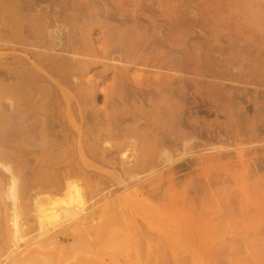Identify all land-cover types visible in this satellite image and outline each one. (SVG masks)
I'll return each instance as SVG.
<instances>
[{"label":"rangeland","instance_id":"rangeland-1","mask_svg":"<svg viewBox=\"0 0 264 264\" xmlns=\"http://www.w3.org/2000/svg\"><path fill=\"white\" fill-rule=\"evenodd\" d=\"M39 2L33 0H0V36L2 34V38H0V80L2 81L0 82V154L2 153L0 155V170L2 171H0V175L2 176L0 177L13 175L17 190L19 189L18 192L21 189L26 192L25 194L21 190L22 194L26 196V204L24 209L18 208L22 211L18 210L17 213V231H13L11 225H8V231L3 227L5 224H3V206L0 208V238L2 239L0 240V264H251L252 246L261 243L263 234L258 229L252 230L251 228V225L259 221L254 220L252 224L251 191H245L240 185V180L231 182L232 185L226 181L229 179V174L225 175L226 172L222 171L223 173H221L219 169L213 168L206 170L207 172L196 174L180 171L172 174L171 178L173 179L171 181L166 177L168 180L163 179V182L148 185L150 179L158 178L161 180V176H165L168 169L163 168L164 166H148L151 169L147 168L144 172L128 176V174L121 172L112 160L101 157L95 158L93 147L99 149L96 150L99 153L102 150L106 151L109 156L115 154L120 161L134 160L135 157L133 156H136L143 148L145 149L143 145L147 144L152 147L155 139L165 138L168 133L177 128L179 118L185 116V120L189 117L188 122L186 121L187 124H193L197 118L199 125L205 124L206 127L211 125L212 128L221 129L222 134L225 129L229 131L230 129L231 131L237 129L233 131L234 135L239 130L240 136L238 133L234 136L230 131L234 137L233 140L222 136V140L216 145L214 144L219 148V146H230L232 142H236L234 147L230 146V149L226 151L234 154L233 156H235V151L238 154L239 152L244 153L246 150L248 153V156L245 155L242 161L247 162L249 166L243 165V162L241 164L237 158H234V160L236 159V167L233 171H235L236 178L242 180L245 176L251 175L254 163L251 161V157L254 156L251 154L252 151L255 152L258 149L257 153L259 154L256 153L255 156L263 158L262 165H264V152H262V150L264 151V138L259 140L260 137H264V78L262 77V72L264 73V0H40ZM38 8L49 11V17L45 19L47 26L56 27L57 18L61 17V31L68 41L70 40V52L73 50L72 53L63 54L62 57L55 60L56 62L51 64V70L48 67L49 61L46 60L48 50L45 38H43L44 40L31 38V31L27 28L34 23L35 10ZM6 9L8 12L14 13L15 10L18 12L8 16L10 13H7ZM99 9L100 12H98ZM252 16L257 17V19L254 20ZM247 18L249 21L251 20V23L248 22ZM245 19L251 25L250 32L245 28L246 22H243L246 21ZM81 26L84 31L80 29ZM109 27L113 31L112 35H110L111 31L108 30ZM118 27H121L120 31H117ZM44 32L45 30L41 29L38 36L41 37ZM120 34L124 37V40L120 37L123 41L122 44L118 40ZM248 34L251 35L249 39L246 37ZM113 35L117 40L113 38ZM105 36L113 40V47L116 41L118 48L124 45L122 49H119L122 50L121 53L118 50L115 54L111 52V49H108L110 50L108 53L112 54H109L110 58L115 56L113 59L108 58L111 60V64L109 60L102 59L104 58L102 55L105 58L108 55V53L103 54L105 50L101 46L107 40ZM28 40L31 44H27ZM108 41L110 42V40ZM85 42L87 46H85ZM109 42L107 43L112 48ZM149 44L152 45H150L151 48L160 50V53L171 54L170 56H174L173 58H186L191 68L185 73L169 72L173 79L177 77V80L174 79L175 82H173L177 88L182 85L181 81L184 80L182 81L184 82L183 85L185 84V88H188L185 89L188 92L185 96L188 98H183L186 99L185 102L183 99L181 100L180 108H176L172 112L170 126L166 124V127L161 122L166 120V117L155 116L156 112L151 113L153 106L148 103L150 101H146V98L151 99L152 95L154 93L156 95L159 91L153 85L137 87L132 82H125L126 84L124 83L123 86L118 83L116 88L119 87V89H115L118 94H116L117 91L114 92V87H112V83L117 84L115 80L113 82L111 79L114 78L113 74L116 70L114 66L118 70L125 65L131 66L124 61L121 62L122 57L119 58L120 56H129L125 50L131 51L132 46L144 47ZM82 46L86 48V51L79 49ZM219 47L220 50L217 49ZM90 49L92 50L88 51ZM81 50L87 56L81 54ZM88 52L90 53L87 54ZM123 52L124 55H122ZM33 53L37 54L34 55L35 58H33ZM36 59L37 61H35ZM83 61L94 62L91 66L89 63L87 69H83ZM101 62L104 63L103 66ZM105 64L109 67L112 65V67H106ZM229 66L234 67L232 68L234 70ZM152 71L154 69L138 66L132 67L130 74L133 78H138L142 74L149 75ZM155 71L168 72L166 70ZM90 72H93L96 77ZM75 74L78 75L76 78H74ZM97 74H100L99 78H97ZM104 74L105 76H103ZM219 74L226 78L215 79L214 76ZM76 83L80 87H77ZM180 83L181 85H179ZM92 85H95V89ZM200 87L203 91L207 88H214L220 92L226 90L223 91L224 96L225 94L226 96L221 97L220 100L218 96L214 97L208 93L201 97L196 90H200ZM77 88L79 89L77 90ZM139 88L144 89V91L140 89V93L134 94L136 93L134 91ZM132 89L136 90L133 91ZM20 93L22 94L19 95ZM112 94L119 96L122 94V96L118 98L119 96L114 97ZM22 95L23 99L20 98ZM138 95L145 104L139 103ZM42 96L44 97L42 98ZM136 98L139 100L137 101ZM230 98L232 99L230 100ZM224 99L225 102L229 101L225 103ZM12 100L15 102L21 100L22 102L14 103ZM38 100L40 101L38 102ZM232 100L235 105L237 104L235 106L237 108L234 107V113L239 114L237 109L242 110L240 114L241 117L243 116V120L238 117L240 115H235L232 110V113L229 110L227 112L226 109L230 108ZM43 102H46V105ZM186 102L188 106L185 105ZM234 103L231 106L232 109H234ZM38 104L39 106L43 105L46 112L42 111L44 109L40 108ZM200 104L201 111L197 115L193 114V110H187L186 115L180 114L181 117L178 115L182 109L185 110L186 106H200ZM30 105L33 106V109L36 107V110H31ZM83 105L86 107H82ZM213 105L214 107H212ZM15 110L17 113L14 112ZM142 110L149 111L154 115V117L150 116L153 117L150 119L151 121L142 118ZM43 115L47 116V120ZM256 115H259L258 119ZM40 116H43L44 120H41L43 118ZM97 116L99 117L98 120ZM25 117L27 118L25 119ZM177 117L179 118L177 119ZM23 118L24 120H22ZM248 118L250 119L248 120ZM235 120L238 121L239 129L237 123L234 124ZM92 121L96 125H92L90 123ZM156 123L158 126L155 125ZM109 128L111 130L109 136L105 137ZM38 131H41L43 135L38 134ZM183 131L189 130L184 128ZM243 132L247 134L245 135ZM251 132L257 136L256 144L247 142L251 138ZM257 134H261L260 137ZM77 138H79V142ZM89 138L101 140L92 147L89 144ZM85 139L87 140L85 141ZM242 139L244 140L242 141ZM203 143L200 142L199 144ZM78 144L81 147L79 149ZM120 144H122L123 155L116 153L118 150L116 146ZM214 145L196 147L191 149L188 154L182 153L178 160L170 164V167L182 165L194 156H200L199 153L205 152L204 149ZM85 148L89 149L86 150ZM17 149L21 150V154H19V150L16 151ZM2 150L6 153L4 154ZM79 150L82 151V154ZM248 150L251 155H249ZM226 151L224 150V152ZM15 152L21 156L18 160L17 157L19 156L15 155ZM125 155L126 158L130 157L126 159ZM247 157L248 160H246ZM19 160H23L21 164H18L17 161ZM240 166L247 168L244 169L245 167L241 168ZM237 167L241 168H239L241 173L236 171L238 170ZM263 172L264 170L262 171L264 175ZM203 173L208 177L215 175L216 181L213 182L214 178L208 180L211 177L208 178ZM220 173L222 175H219ZM222 178L226 179L225 183H220ZM167 181L170 182L167 183ZM208 184L213 185L210 187ZM70 195H77L74 200L75 203L70 202ZM230 195L232 196L230 197ZM263 196L264 193L257 198L259 200H256V203L263 205L264 212ZM45 197L47 203L42 202L43 208L56 209L60 212V216L58 220L41 226L37 218L36 202ZM79 199L82 200L81 203ZM6 203L8 202L6 201ZM262 221L264 222V217ZM258 233L261 237H257Z\"/></svg>","mask_w":264,"mask_h":264},{"label":"bare ground","instance_id":"bare-ground-1","mask_svg":"<svg viewBox=\"0 0 264 264\" xmlns=\"http://www.w3.org/2000/svg\"><path fill=\"white\" fill-rule=\"evenodd\" d=\"M20 1H22V0H20ZM33 1H38V3H40L39 1L40 0H33ZM99 1V0H98ZM107 1V0H106ZM50 2V1H49ZM5 3V2H4ZM12 3H14V2H12ZM37 3V4H38ZM91 3V2H90ZM15 4V3H14ZM51 4V3H50ZM2 5H3V3H2ZM7 5V4H6ZM25 5V4H24ZM26 5H28V4H26ZM87 5H88V3H87ZM98 5V4H97ZM30 6V5H29ZM32 6H33V4H32ZM93 6V5H92ZM9 7V6H8ZM35 7H37V6H35ZM68 7V6H67ZM87 7V6H86ZM99 7H101V6H99ZM12 8V7H11ZM41 8H42V6H41ZM41 8H38V9H36L35 11H36V17L34 18V23L32 24V25H29V26H27V28L29 29V31H31V38L33 37V39H34V37L35 38H40V39H43V38H45V41H46V48H47V50H48V52H46V60H48L49 61V63H48V67L50 68V70H51V64L54 62H56L55 60H57L59 57H62V55L63 54H70V53H72L73 52V50H71L72 52H70V44H69V41H68V39H67V37L63 34V32L61 31V25H60V19H61V17H58L57 18V26L56 27H54V26H51V25H49V26H47V24L45 23V19L46 18H48L49 17V11H45V10H43V9H41ZM48 8V7H47ZM28 9V8H27ZM107 9V8H106ZM105 9V10H106ZM48 10V9H47ZM51 10V9H50ZM6 11H7V9H6ZM13 11V10H12ZM16 12H18L17 10H15ZM103 11V13H104V10H102ZM16 12H8L7 11V13H10V14H8V16L9 15H11V13L12 14H15ZM28 12V11H27ZM86 12V11H85ZM98 12H100V9L98 10ZM108 12V11H107ZM107 12H105V14H107L108 15V13ZM4 13V12H3ZM26 13V12H25ZM55 14H58L57 12H54ZM73 13V12H72ZM96 13V12H95ZM24 14V13H23ZM77 14V13H76ZM75 14V15H76ZM29 15V14H28ZM92 15V14H91ZM21 16V15H20ZM30 16V15H29ZM255 16V15H254ZM76 17V16H75ZM78 17H80V16H78ZM253 17V16H252ZM9 18V17H8ZM11 18V17H10ZM20 18V17H19ZM89 18H90V16H89ZM254 18V17H253ZM256 19H257V17H255ZM255 18H254V20H255ZM248 19V22L249 23H251L250 21H249V18H247ZM21 20V19H20ZM246 20V19H245ZM12 21V20H11ZM43 21V22H42ZM85 21H87V20H85ZM98 21V20H97ZM257 21V20H256ZM88 22V21H87ZM243 22H246L245 23V28L249 31L250 29H251V25L250 24H248V22H247V20L246 21H243ZM260 22V21H259ZM76 23H78V22H76ZM30 24V23H29ZM90 24V23H89ZM92 24V23H91ZM104 24H105V22H104ZM110 24V23H109ZM261 24V23H260ZM123 25V24H122ZM262 25V24H261ZM92 26V25H91ZM7 27V26H6ZM17 27V26H16ZM80 27V26H79ZM88 27V26H87ZM117 27V26H116ZM20 28V27H19ZM84 28V27H83ZM99 28H102L101 26H99ZM110 28V27H109ZM121 28V27H120ZM119 27H118V29H117V31H120L121 29H120ZM259 28V27H258ZM41 29H44L45 30V32L41 35V37H39L38 36V32L40 31ZM81 30H82V26H81V28H80ZM103 30H105L104 28H102ZM113 29V28H112ZM120 29V30H119ZM16 30V29H15ZM108 30H110L111 31V28L110 29H108ZM82 31H84V30H82ZM106 31V30H105ZM260 31H261V29H260ZM17 32V31H16ZM104 32V31H103ZM112 32L113 31H111V33H110V35H112ZM128 32V31H127ZM132 32H134V31H132ZM250 32V31H249ZM100 33V32H99ZM107 34H109L108 32H106ZM120 33V32H119ZM135 33H136V31H135ZM264 33V32H263ZM81 34V33H80ZM115 34V33H114ZM250 34V33H249ZM248 34V36H246V37H248V39L249 38H251V35H249ZM85 35H87V34H85ZM122 34H120V36H118V40H120V44H122L123 43V41H121V39L122 40H124V37H122L121 36ZM247 35V34H246ZM101 36V35H100ZM126 36V35H125ZM86 37V36H85ZM99 37V36H98ZM103 37V39H104V36H102ZM106 37V36H105ZM108 37V36H107ZM106 37V41L107 42H109L108 40H110V42L109 43H111V45H112V43H113V40H111V39H109V37L107 38ZM120 37H122L121 39H120ZM127 37V36H126ZM125 37V38H126ZM260 37H262V36H260ZM0 38H2V34H1V36H0ZM86 38H88V37H86ZM113 38H115L114 37V35H113ZM5 40V39H4ZM30 40V39H29ZM29 40H28V43L27 44H31V42H29ZM44 40V39H43ZM87 40V39H86ZM102 40V39H101ZM115 40H117L116 38H115ZM251 40V39H250ZM3 41V40H2ZM38 41V40H37ZM41 41V40H40ZM75 41V40H74ZM77 41V40H76ZM91 41H92V39H91ZM104 41V40H103ZM105 41V42H106ZM112 41V42H111ZM263 41V40H262ZM87 42V41H86ZM84 43L85 44V46H87L86 44L87 43ZM89 42V41H88ZM103 42L104 44H102L101 46L103 47V49L105 50L104 52H103V54H105L106 55V53H108V51H110V50H108V49H111V52L112 53H115L116 54V51H118L119 49H122L123 47H124V45H122L121 46V48H120V46H119V48L117 47V41H116V43L114 44V47H113V45L111 46L112 48H110L109 47V45H108V43L106 42ZM3 43V42H2ZM17 43V42H16ZM79 43H80V41H79ZM78 43V44H79ZM95 43V42H94ZM263 43H264V41H263ZM262 43V44H263ZM18 44V43H17ZM73 44H74V42H73ZM80 44H82L83 45V43L81 42ZM79 44V45H80ZM98 44V43H97ZM105 44H107L106 46H103V45H105ZM192 44V43H191ZM76 45H77V43H76ZM91 45V44H90ZM115 45H116V47H115ZM126 45V44H125ZM151 44H149V45H146V46H144V47H136V46H132V49H131V51L129 50V49H126L125 51V53H127V55H129V56H120L119 58H121V62L122 61H124L126 64H130L131 66H127V65H125V66H122V67H118L119 68V70L117 69V67L116 66H114V68L116 69L115 70V73L113 74V76H114V78L112 77L111 79H112V81L113 80H115L116 82H117V84H114V83H112L113 84V86L112 87H114V92H116L115 91V89H119V87H117L116 88V86L118 85V83H119V85H121V86H123V85H125L126 83L125 82H132L134 85H136L137 87L138 86H140V85H144V86H146V87H148L149 85H153L157 90H159L158 91V93H156V95H155V93H154V95H152V97H151V99H149V98H146L145 100L146 101H150V102H148V103H151V105L153 106V107H151V110L152 111H150L151 113H155L156 115L155 116H157V115H159V117L160 116H163V117H166V120H163V121H161L163 124H165V127H166V124H167V126H170V123H171V116H172V112H174L175 111V109L176 108H180V106H181V104H180V102H181V100L184 98V97H186V99L188 98L187 96H185L188 92L185 90L186 88H185V84L183 85V83L184 82H182V81H184V80H182L181 81V83H182V85H181V83L179 84V85H181V86H179V88H177L176 87V85H174L173 84V82H175L174 81V79H175V77H174V79H173V76H172V74H170L169 72H171V73H185V72H187V71H189L188 69L190 68L189 66V64H188V62H187V59L186 58H182V59H178V57L177 58H173L174 56H170L171 54H168V53H166V52H163V53H160L159 51H157L156 49H153V48H151V46H150ZM190 45V44H189ZM72 46H74V45H72ZM72 46H71V48H72ZM78 46V45H77ZM77 46H75V47H77ZM107 46H108V48H107ZM17 47V46H16ZM32 47V46H31ZM39 47H41V46H39ZM81 47V46H80ZM102 47H100V48H102ZM104 47H106V48H104ZM133 47H134V49H133ZM24 48V47H23ZM33 48V47H32ZM114 48V49H113ZM129 48V47H128ZM131 48V47H130ZM1 49V48H0ZM12 49V48H11ZM13 49H15L14 47H13ZM31 49V48H30ZM39 49V48H38ZM42 49V48H41ZM73 49V48H72ZM79 49H85V51H86V48L85 47H83L82 46V48H79ZM78 49V50H79ZM87 49H88V47H87ZM116 49V50H115ZM218 50H220V47L219 48H217ZM264 49V48H263ZM262 49V50H263ZM6 50V49H5ZM76 50H77V48H76ZM81 50V54H83V55H86V53L84 52V51H82ZM92 49H90V50H88V51H91ZM115 50V51H114ZM257 50V49H256ZM31 51H33V50H31ZM30 51V52H31ZM114 51V52H113ZM120 52L119 53H121L122 52V50H119ZM124 51V50H123ZM247 51V50H246ZM24 52V51H23ZM35 52V51H34ZM76 52V51H75ZM85 54H84V53ZM131 52V53H130ZM171 52V51H170ZM45 53V52H44ZM43 53V54H44ZM90 52H88L87 54H89ZM172 53V52H171ZM241 53V52H240ZM109 54L110 53H108V55L106 56L107 58H105V56L104 55H102L104 58H102V59H107V60H109L108 58H110V56H109ZM253 54H255V53H253ZM34 55H37V54H34L33 53V58H35L34 57ZM77 55V54H76ZM82 55V56H83ZM110 55H112V54H110ZM122 55H124V52H123V54ZM126 55V54H125ZM215 55V54H214ZM39 56V55H38ZM87 56V55H86ZM92 56V55H91ZM216 56V55H215ZM250 56V55H249ZM253 56V55H252ZM40 57V56H39ZM77 57V56H76ZM89 57H90V55H89ZM93 57H95V55H93ZM123 57H124V59L126 60H124L123 59ZM176 57V56H175ZM75 58V57H74ZM82 58H84V57H82ZM81 58V59H82ZM96 58V57H95ZM100 58V59H101ZM113 58H115V56H112L110 59H113ZM42 59V58H41ZM70 59H71V57H70ZM77 59V58H76ZM241 60H243L242 59V57H241ZM254 60V59H253ZM261 60V59H260ZM260 60H259V62H260ZM35 61H37V59L35 60ZM73 61V60H72ZM76 61H78V60H76ZM95 61V60H94ZM93 61V62H94ZM111 60H109V63L111 64V62H110ZM114 61V60H113ZM118 61V60H117ZM39 62V61H38ZM80 62V61H79ZM93 62H87V61H83V64H81V65H83L82 66V68L83 69H87V67H88V65H89V63H90V66L91 65H93ZM44 63V62H43ZM47 63V62H46ZM92 63V64H91ZM105 63H107V62H105ZM108 63V64H109ZM38 64V63H37ZM58 64H59V61H58ZM76 64H78V63H76ZM101 64H102V62H101ZM120 64V63H119ZM123 64V63H122ZM261 64V63H260ZM63 65V64H62ZM104 65V63L102 64V66ZM106 65V64H105ZM54 66V65H53ZM111 67H112V65H110ZM138 66H141V67H148V68H152V69H154V71H152L149 75H141V76H139L138 78H133L132 76H131V74H130V70L132 69V67H138ZM262 66V65H261ZM264 66V65H263ZM106 67H109V65L107 66L106 65ZM111 67H109V68H111ZM76 68V67H75ZM91 68V67H90ZM101 68V67H100ZM100 68H99V70H100ZM108 68V69H109ZM227 68H228V66H227ZM229 68H234V67H230L229 66ZM237 68V67H236ZM48 69V68H47ZM104 69V68H103ZM102 69V70H103ZM108 69H106V70H108ZM237 69H239V67L237 68ZM241 69V68H240ZM239 69V70H240ZM260 69H261V67H260ZM54 70V69H53ZM95 70V69H94ZM98 70V69H97ZM155 70H166V71H168L167 73H161V72H157V71H155ZM190 70H191V68H190ZM232 70H234V69H232ZM236 70V69H235ZM259 70V69H258ZM257 70V71H258ZM90 71V70H89ZM151 71V70H150ZM195 71V70H194ZM55 72V71H54ZM104 72H105V70H104ZM111 72V74H112V71H110ZM229 73L231 72L230 70L228 71ZM234 72V71H233ZM232 72V73H233ZM90 73H93V72H90ZM98 73H99V71H98ZM101 73V72H100ZM225 73V72H224ZM261 73V72H260ZM35 74V73H34ZM78 74V73H77ZM94 74V73H93ZM92 74V75H93ZM101 74H103V72L101 73ZM107 74H108V72H107ZM188 74V73H187ZM198 74V73H197ZM262 74H263V78H264V73L262 72ZM54 75H55V73H54ZM59 75V74H58ZM91 75V76H92ZM100 75V74H99ZM99 75L97 74V78H99ZM109 75V74H108ZM199 75V74H198ZM35 76V75H34ZM75 77L74 78H76V76H78V75H74ZM81 76V75H80ZM94 76L96 77V75L94 74ZM103 76H105V74L103 75ZM226 76V75H225ZM231 76H232V74H231ZM244 76V75H243ZM61 77V76H60ZM86 77V76H85ZM111 77V76H110ZM234 77V76H233ZM261 77V78H262ZM78 78V77H77ZM107 78V77H106ZM214 78L215 79H218V80H220V79H225L226 77H224L223 78V76H221V74H219V75H216V76H214ZM228 78H229V76H228ZM107 79H109V77L107 78ZM232 79V78H231ZM71 80V79H70ZM94 80V79H93ZM106 80V79H105ZM175 80H177V77H176V79ZM181 80V79H180ZM193 80V79H192ZM229 80H230V78H229ZM252 80V79H251ZM16 81H18V80H16ZM24 81V80H23ZM84 81V80H83ZM95 81V80H94ZM103 81V80H102ZM179 81V80H178ZM0 82H2L1 80H0ZM12 82V81H11ZM25 83H26V81H24ZM73 82V81H72ZM114 82V81H113ZM180 82V81H179ZM189 82V81H188ZM196 82V81H195ZM200 82V81H199ZM199 82H198V84H199ZM13 83V82H12ZM11 83V84H12ZM29 83V82H28ZM71 83V82H70ZM85 83V82H84ZM89 83H90V81H89ZM125 83V84H124ZM176 83H178L177 81H176ZM203 83V82H202ZM10 84V83H9ZM22 84V83H21ZM27 84V83H26ZM86 84V83H85ZM95 84V83H94ZM129 84V83H128ZM212 84V83H211ZM217 84V83H216ZM1 85V84H0ZM13 85V84H12ZM25 85V84H24ZM54 85V84H53ZM77 85H79V84H77L76 83V86ZM81 85V84H80ZM87 85H88V83H87ZM131 85V84H130ZM175 87H174V86ZM200 85V84H199ZM214 85H215V83H214ZM255 85V84H254ZM263 85V84H262ZM23 86V85H22ZM26 86H28V85H26ZM47 86H50V85H47ZM75 86V85H74ZM93 86V85H92ZM95 86V85H94ZM94 86H93V89H95L94 88ZM128 86V85H127ZM174 88H173V87ZM187 86V85H186ZM261 86V85H260ZM264 86V85H263ZM3 87V86H2ZM8 87V86H7ZM12 87V86H11ZM17 87V86H16ZM15 87V88H16ZM20 87H21V85H20ZM56 87V86H55ZM77 87H80V86H77ZM90 87V86H89ZM126 87V86H125ZM129 87V86H128ZM127 87V88H128ZM191 87V86H190ZM199 87V86H198ZM202 87V86H201ZM201 87H200V90L199 89H196L197 90V94L199 95V96H201V97H203V96H205L207 93L208 94H210V95H213L214 97L215 96H218L219 97V100L221 99V97H223L224 96V92L223 91H226V90H223L222 92H220L219 90H216V89H214V88H207V89H205L204 91L203 90H201ZM206 87V86H205ZM211 87V86H210ZM213 87H215V86H213ZM14 88V87H13ZM134 88H136V87H134ZM175 88H177V89H175ZM217 88V87H216ZM219 88V87H218ZM1 89V88H0ZM4 89V88H3ZM8 89V88H7ZM17 89V88H16ZM79 88H77V90H78ZM98 89V88H97ZM131 89V88H130ZM137 89V88H136ZM136 89H134V90H136ZM142 90V88H139L138 90H136V91H134L133 89V91L134 92H136V93H134V94H136L137 95V93H140V91ZM188 89V88H187ZM190 89V88H189ZM192 89H193V87H192ZM220 89H222V88H220ZM14 91H15V89H13ZM26 89H24V91H25ZM49 90V89H48ZM71 90V89H70ZM81 90V89H80ZM80 90H79V92H80ZM248 90V89H247ZM27 91V90H26ZM45 91V90H44ZM82 91V90H81ZM97 91V90H96ZM138 91V92H137ZM142 91H144V89L142 90ZM149 91V90H148ZM18 92V91H17ZM33 92V91H32ZM36 92V91H35ZM46 92V91H45ZM150 92H151V90H150ZM2 93V92H1ZM9 94H10V92H8ZM15 93H16V91H15ZM14 93V94H15ZM37 93V92H36ZM93 93H94V91H93ZM96 93V92H95ZM124 93V92H123ZM146 93V92H145ZM243 93V92H242ZM22 93H20L19 95H21ZM47 94V93H46ZM115 94V93H114ZM114 94H112V95H114ZM116 94H118V91L116 92ZM148 94V93H147ZM259 94H261L260 92H259ZM3 95V94H2ZM26 95H28L27 93H26ZM24 96L25 98L27 97V96ZM33 95V94H32ZM34 95H35V93H34ZM38 95V94H37ZM121 96H122V94H120ZM233 95V94H232ZM236 95V94H235ZM262 96H263V94H261ZM15 96H16V94H15ZM62 96V95H61ZM115 96H119V95H114V97ZM121 96H119L118 98H120ZM132 96V95H131ZM139 96V95H138ZM153 96H154V98H153ZM212 96V97H213ZM225 96H226V94H225ZM224 96V97H225ZM227 96H228V94H227ZM234 96V95H233ZM233 96H231L232 98H233ZM237 96V95H236ZM234 97L235 99L237 98V97ZM243 96V95H242ZM8 97V96H7ZM10 97V96H9ZM19 97V96H18ZM23 97V95L22 96H20V98L21 99H23L22 98ZM44 96H42V98H43ZM49 97V96H48ZM112 97V96H111ZM135 97V96H134ZM230 97V96H229ZM253 97V96H252ZM16 98V97H15ZM15 98H13V99H15ZM24 98V99H25ZM34 98V97H33ZM33 98H27V99H33ZM40 98V97H39ZM42 98H40V99H42ZM50 98V97H49ZM77 98V97H76ZM190 98V97H189ZM195 98V97H194ZM232 98H230V100L232 99ZM17 99V98H16ZM16 99H15V101H16ZM116 99V98H115ZM122 99H123V97H122ZM137 99V101L139 100V103H143L144 102V100L143 99H141L140 98V96H139V99L138 98H136ZM186 99L184 100L183 99V101L185 102L186 101ZM216 99V98H215ZM228 99V98H227ZM252 99V98H251ZM264 99V98H263ZM3 100V99H2ZM19 100V99H18ZM30 100V101H31ZM79 100V99H78ZM84 100V99H83ZM223 100V99H222ZM5 101V100H4ZM13 101V100H12ZM15 101H13L14 103H17V102H15ZM21 101V100H20ZM19 101V102H20ZM40 100H38V102H39ZM42 101H43V99H42ZM182 101V102H183ZM214 101V100H213ZM216 101V100H215ZM229 100H227L226 102H228ZM18 102V103H19ZM22 102V101H21ZM188 102V101H187ZM187 102L185 103V105H187ZM224 102H225V99H224ZM225 102V103H226ZM43 103H45V105H46V102H43ZM79 103H80V101H79ZM147 103V102H146ZM190 103V102H189ZM215 103V102H214ZM230 103V102H229ZM232 105H233V103H234V101L232 100ZM231 103H230V105H231ZM238 103V102H237ZM22 104V103H21ZM42 104V103H41ZM77 104V103H76ZM114 104H115V102H114ZM120 104H122L121 102H120ZM119 104V105H120ZM136 104V103H135ZM143 104H145V103H143ZM162 104V106L160 107V105ZM184 104V103H183ZM196 104V103H195ZM256 104V103H255ZM190 105V104H189ZM215 105V104H214ZM214 105L212 106V107H214ZM219 105V104H218ZM231 105V106H232ZM237 105V104H236ZM235 105V103H234V106H233V108L236 106ZM239 105V104H238ZM257 105V104H256ZM12 106H13V104H12ZM21 106V105H20ZM31 106V105H30ZM37 106V105H36ZM38 106H39V104H38ZM75 106H77V105H75ZM188 106V105H187ZM186 106V108H185V110L184 109H182V111H181V113L179 112L178 113V115L181 117V115H186L185 114V112H187V110H193V114H195V115H197L201 110H200V108H201V104H200V106H198V105H193L192 107H187ZM191 106V105H190ZM228 106V105H227ZM230 106V108H227L226 110H227V112H231V110H232V112L234 113V110H235V108H237V107H235L234 109H232V107ZM15 107V106H14ZM13 107V108H14ZM40 108L42 107L43 108V105L42 106H39ZM45 107V106H44ZM47 107V106H46ZM45 107V108H46ZM66 107V106H65ZM78 107V106H77ZM82 107H86V105H83ZM90 107V106H89ZM149 107V106H148ZM212 107H210V108H212ZM12 108V107H11ZM48 108V107H47ZM80 108V107H79ZM112 108H114V107H112ZM217 108V107H216ZM215 108V109H216ZM14 109H16V108H14ZM30 109L31 110H36V107L33 109V106H31L30 107ZM29 109V110H30ZM37 109H39L38 107H37ZM44 109V108H43ZM147 109V108H146ZM154 109V110H153ZM209 109V108H208ZM24 110V109H23ZM77 110V109H76ZM85 110V109H84ZM204 110V109H203ZM216 110H218V109H216ZM219 110H220V108H219ZM229 110V111H228ZM42 111H44V112H46L45 111V109L44 110H42ZM41 111V113H43ZM207 111H209V110H207ZM222 111V110H221ZM237 111L238 112H240L241 113V111L240 110H238L237 109ZM244 111V110H243ZM264 111V110H263ZM15 113H17V111L15 110L14 111ZM32 112V111H31ZM35 112H37V111H35ZM34 112V113H35ZM39 112V111H38ZM116 112V111H115ZM149 111L147 112V111H144V110H142V114H143V119H145L146 121H151L150 119H152L153 117H154V115H152L151 113H150ZM205 112H206V110H205ZM211 112V111H210ZM231 112V113H232ZM237 112V113H238ZM25 113V112H24ZM27 113V112H26ZM25 113V114H26ZM33 113V112H32ZM77 113L79 114V112L77 111ZM111 113V112H110ZM150 113V114H149ZM206 113H208V112H206ZM224 113V112H223ZM230 113V114H231ZM236 113V112H235ZM234 113V114H235ZM235 114V115H240V116H238V117H240V118H242L241 117V114ZM19 114V113H18ZM17 114V115H18ZM31 114V113H30ZM37 114V113H36ZM35 114V115H36ZM39 114H40V112H39ZM94 114V113H93ZM181 114V115H180ZM234 114H231V115H234ZM256 114V113H255ZM264 114V113H263ZM21 115V114H20ZM20 115H19V117H20ZM24 115V114H23ZM47 115V114H46ZM44 116L45 118L47 117V116ZM83 115H84V113H83ZM92 115V114H91ZM113 115H114V111H113ZM228 115H229V113H228ZM227 114H226V116H228ZM26 116H28V115H26ZM43 116H40L41 118H43ZM150 116H153L152 118L150 117ZM236 116V117H237ZM261 116H262V114H261ZM260 116V117H261ZM18 117V118H19ZM22 117V116H21ZM49 117V116H48ZM79 117V116H78ZM93 117H94V115H93ZM174 117H175V115H174ZM185 116H183L182 118H179V117H177V119L179 118V120L177 121L178 122V126H177V128L175 129L174 128V131L172 130L170 133H168L167 134V138L165 137V138H163V137H159V138H157V139H155V142H153L154 144L152 145V147H150V146H148L147 144V146L146 145H143L144 147H145V149L143 148V150L142 151H140L138 154H136V156L134 155L133 157H135V159L134 160H131V161H120V160H118L117 159V157L115 156V154L113 155L112 153V155H110L109 156V154L106 152V151H102L101 150V152L99 153V152H97L96 150H99V149H97L96 147H93V146H95V144H97L98 142H100V140L101 139H90L89 138V144L93 147V150L95 151V154H94V156H95V158H97L98 159V157H101L102 159L104 158V159H107V160H112L113 162H114V164L116 165V167L121 171V172H124V174L126 173V174H128V176H131V175H135V174H139V173H141V172H144V171H146L147 170V168H149L148 166H164L163 168H167L168 170L165 172L166 173V175L165 176H161V180L160 179H158V178H153V179H150L149 181H148V185H151V184H156V182H160V181H162L163 182V179H166V180H168L167 178H169V180L171 181L173 178H171V176H172V174H174V173H178V172H180V171H188V173L189 174H196V173H200V172H204V171H206V170H209V169H213V168H216V170L217 169H219L220 170V172L221 173H223V172H226L225 173V175L226 174H229V176H228V178L229 179H225L226 181H229L230 183L232 182H237V181H241V184L240 185H242L243 186V188H244V190L245 191H251V219L253 220V222H252V224L254 223V220L256 221V220H258L259 222L258 223H255L254 225H251V228H252V230H256V229H258L259 231H261V233L263 234V238H262V240L260 241L261 243H258V244H254L253 246H252V254H253V257H252V259H251V264H264V222L262 221V218L264 217V212H263V205H261V203H259V204H257L256 203V200H259V199H257V198H259L260 197V195L261 194H263L264 193V175L262 174V171L264 170V165H262V163H263V158H261V157H259V156H257V157H259V158H257L255 155H257V154H259V153H257L258 152V149L255 151V152H253L252 151V149H251V151L253 152H251V154H253L254 156L253 157H251V159L249 158V160H251L252 161V163H253V167H252V173H251V175L250 176H245L244 178H242V180L240 179V178H236V176H235V171H233L234 170V168L236 167V159L234 160V158H237L238 160H239V162H241V164H242V158L245 156V155H247L248 153L246 152V150H245V152L243 153V152H239L240 151V149H239V153L237 154V152L235 151V156H233L231 153H229V152H227L226 150H228V149H230V146L231 147H234V144L236 143H234V142H232L231 144H230V146L229 145H223L224 147H220L219 146V148H217L215 145L217 144V143H219L220 142V140H222V136H223V138H224V136H226L227 137V139H230V140H233L234 139V137H233V135H234V130L233 131H231V129H230V131L233 133V135H231L232 133H230V131L228 130V129H225V132L222 134V132H221V129L219 130L218 128H212L211 127V125H208L207 127L206 126H201V125H199L200 123H199V121L197 120V118L194 120V122H193V124H187V122H188V118H186V120H185V118H184ZM229 117V116H228ZM256 117H257V119H258V117H259V115L257 116L256 115ZM14 118H15V116H14ZM27 117H25V119H26ZM37 118V117H36ZM98 116H97V120H98ZM112 118V117H111ZM176 118V117H175ZM231 118V117H230ZM235 118V117H234ZM15 119H17V118H15ZM50 119V118H49ZM48 119V120H49ZM84 119H85V117H84ZM205 119V118H204ZM250 118H248V120H249ZM19 120V119H18ZM22 120H24V118L22 119ZM35 120V119H34ZM41 120H44V118L43 119H41ZM46 120H47V118H46ZM92 120V119H91ZM191 120V119H190ZM234 120V119H233ZM237 120V119H236ZM235 120V121H236ZM242 120H243V118H242ZM39 121V120H38ZM79 121V120H78ZM81 121V120H80ZM95 121H96V119H95ZM183 121V122H182ZM187 121V122H186ZM228 121V120H227ZM234 121V122H235ZM1 122H2V120H1ZM5 122V121H4ZM3 122V123H4ZM7 122V121H6ZM18 122V121H17ZM24 122H27V121H24ZM49 122V121H48ZM48 122H44V123H48ZM98 122V121H97ZM157 122H159V121H157ZM176 122V123H177ZM186 122V123H185ZM190 122V121H189ZM201 122V121H200ZM231 122H233V121H231ZM238 121H236L234 124H236ZM10 123V122H9ZM14 123H15V121H14ZM21 123V122H20ZM41 123H42V121H41ZM50 123V122H49ZM89 123V122H88ZM92 125H96L95 123H94V121H92V122H90ZM202 123V122H201ZM207 123V122H206ZM227 123V122H226ZM254 123V122H253ZM152 124V123H151ZM174 124V123H173ZM219 124V123H218ZM233 124V123H232ZM233 124V125H234ZM248 125L250 124V122L249 123H247ZM5 125H6V123H5ZM19 125V124H18ZM42 125H43V123H42ZM45 125V124H44ZM155 125H157L158 126V123H156ZM240 125V124H239ZM253 125V124H252ZM45 126H47V125H45ZM84 126V125H83ZM173 126H175L176 127V125H173ZM213 126V125H212ZM215 126V125H214ZM217 126H219V125H217ZM228 126V125H227ZM261 126V125H260ZM18 127V126H17ZM16 127V128H17ZM32 127V126H31ZM92 127V126H91ZM94 127V126H93ZM160 127H161V125H160ZM233 127V126H232ZM262 127V126H261ZM20 128V127H19ZM89 128V127H88ZM88 128H86V129H88ZM145 128H148V126H145ZM144 128V129H145ZM184 128H187L189 131H183L184 130ZM222 128V127H221ZM234 128H235V126H234ZM237 128H238V123H237ZM249 128V127H248ZM259 128V127H258ZM21 129V128H20ZM26 129H27V127H26ZM25 129V130H26ZM111 129H113V128H111ZM162 129H163V127H162ZM239 129V128H238ZM262 129V128H261ZM15 130V129H14ZM38 130V129H37ZM46 131H47V129H45ZM67 130V129H66ZM91 130H93V129H91ZM169 130V129H168ZM186 130V129H185ZM222 130L224 131V129L222 128ZM237 130V129H236ZM235 130V131H236ZM10 131V130H9ZM24 131V130H23ZM89 131V130H88ZM87 131V132H88ZM108 132V134H106L105 135V137H107V136H109V131H111L110 130V128L107 130ZM126 131V130H125ZM239 131V130H238ZM238 131L237 132H235V135L238 133ZM252 131V130H251ZM254 131V130H253ZM261 131V130H260ZM19 132V131H18ZM39 132V131H38ZM74 132V131H73ZM90 132V131H89ZM95 132V131H94ZM94 132H92V133H94ZM115 132V131H114ZM113 132V133H114ZM24 133H25V131H24ZM91 133V134H92ZM240 133V132H239ZM239 133H238V136H240L239 135ZM244 133V132H243ZM243 133H241V135L243 136ZM38 134H42V132L40 131ZM61 134H62V132H61ZM60 134V135H61ZM76 134V133H75ZM97 134V133H96ZM116 134L118 135V133H117V131H116ZM245 134V133H244ZM247 134V133H246ZM245 134V135H246ZM43 135V134H42ZM41 135V137H43ZM66 135V134H65ZM234 135V136H235ZM258 135V134H257ZM261 135V134H260ZM260 135H258L259 137H260ZM26 136V135H25ZM32 136V135H31ZM92 136V135H91ZM95 136V135H94ZM116 136V135H115ZM241 136V137H242ZM250 136H251V140L249 139V141H247L248 143H251V144H256L257 143V136H255V134L253 133V132H251L250 133ZM33 137V136H32ZM49 137H50V135H49ZM53 137H54V135H53ZM86 137V136H85ZM96 137V136H95ZM103 137V136H102ZM117 137V136H116ZM115 137V138H116ZM245 137V136H244ZM258 137V138H259ZM27 138H29V137H27ZM91 138H93V136L91 137ZM239 138V137H238ZM264 137L262 136V137H260L259 138V140L261 141V139H263ZM42 139V138H41ZM62 139V138H61ZM78 139V142H79V138H77ZM240 139V138H239ZM246 139V138H245ZM27 140V139H26ZM40 140V139H39ZM44 140V139H43ZM87 139H85V141H86ZM244 139H242V141H243ZM264 140V139H263ZM18 141H20V140H18ZM22 141V140H21ZM65 141V140H64ZM83 141H84V137H83ZM30 142H31V140H30ZM44 142V141H43ZM47 142V140H46V138H45V143ZM102 142V141H101ZM200 142H204L203 144H199ZM222 142H224V141H222ZM246 142V143H247ZM17 143V142H16ZM64 143V142H63ZM77 143V142H76ZM141 143H142V141H141ZM258 143H259V141H258ZM34 144V143H33ZM32 144V145H33ZM48 144V143H47ZM58 144V143H57ZM80 144V143H79ZM79 144H78V149L79 148H81L80 146H79ZM86 144V143H85ZM124 144V143H123ZM152 144V143H151ZM215 144V145H214ZM23 145V144H22ZM26 145V144H25ZM30 145V144H29ZM39 145H41V144H39ZM114 145H115V143H114ZM208 145H214L213 147H209V148H206V149H204L203 151H205V152H201V153H199L200 154V156L198 155V156H194L193 158H191L190 160H188L187 162H185L184 164H182V165H177V166H175V167H170V164H172L174 161H176V160H178L179 158H180V155L182 154V153H190V150L191 149H193V148H196V147H205V146H208ZM1 146V145H0ZM42 146V145H41ZM44 146V145H43ZM50 146V145H49ZM48 146V147H49ZM70 146V145H69ZM89 146V145H88ZM87 146V147H88ZM102 146V145H101ZM121 146H122V144H120V145H118V146H116L117 148H118V150H117V152L116 153H118V154H121V155H123L124 154V152H123V150H122V148H121ZM124 146V145H123ZM142 146V147H143ZM257 146V145H256ZM6 147H7V145H6ZM45 147V146H44ZM55 147H56V145H55ZM85 147V146H84ZM90 147V146H89ZM106 147V146H105ZM9 148V147H8ZM13 148H15V147H13ZM17 148H19V147H17ZM21 148V147H20ZM83 148V147H82ZM249 148V147H248ZM251 148V147H250ZM16 149V148H15ZM22 149V148H21ZM30 149H32V148H30ZM62 149V148H61ZM86 149V148H85ZM87 149H89V148H87ZM86 149V150H87ZM235 149V148H234ZM238 149H236V150H238ZM254 149V148H253ZM264 149V148H263ZM19 149H17L16 151H18ZM41 150H43L42 149V147H41ZM45 150V149H44ZM224 150L226 151V152H224ZM259 150H261V149H259ZM21 150H19V152H20ZM38 151V150H37ZM47 151V150H46ZM80 151V153L82 154V151L81 150H79ZM78 151V152H79ZM2 152L4 153V151L2 150ZM9 152H12V151H9ZM23 152V151H22ZM65 152V151H64ZM87 152V151H86ZM88 152H89V150H88ZM87 152V153H88ZM92 152V151H91ZM90 152V153H91ZM232 152V151H231ZM234 152V151H233ZM248 152H249V155H251L250 154V151L248 150ZM262 152H264L263 150H262ZM261 152V153H262ZM6 153V152H5ZM4 153V154H5ZM16 153V152H15ZM44 153H46V152H44ZM48 153H50V152H48ZM93 153V152H92ZM206 153H208V154H206ZM246 153V154H245ZM257 153V154H256ZM260 153V154H261ZM2 154V153H1ZM0 154V155H1ZM19 154H21V152L19 153ZM55 154V153H54ZM80 154V155H81ZM127 154V153H126ZM15 155H17V156H19L18 155V153H16ZM50 156H51V154H49ZM90 155V154H89ZM92 155V154H91ZM6 156V155H5ZM11 156V155H10ZM9 156V157H10ZM23 156V155H22ZM36 156V155H35ZM53 156V155H52ZM62 156V155H61ZM248 156V155H247ZM12 157V156H11ZM14 157V156H13ZM21 156H19V157H17V160L20 158ZM59 157H60V155H59ZM59 157H57V158H59ZM82 157H84V156H82ZM93 157V156H92ZM130 157V156H129ZM129 157H127V158H129ZM7 158V157H6ZM23 158V157H22ZM27 158V157H26ZM35 158V157H34ZM42 158V157H41ZM61 158V157H60ZM125 158H126V155H125ZM126 158V159H127ZM246 158V157H245ZM121 159V158H120ZM3 160V159H2ZM15 160V159H14ZM23 160H25V159H23ZM23 160H19V161H17L18 162V164H21V162L23 161ZM41 160V159H40ZM50 160H51V158H50ZM246 160H248V157H247V159ZM4 161V160H3ZM42 161V160H41ZM16 162V161H15ZM43 162V161H42ZM90 162V161H89ZM245 162V161H244ZM243 162V165H245V164H247V162H245L244 163ZM249 162V161H248ZM25 163V162H24ZM49 163H50V161H49ZM16 164V163H15ZM23 164V163H22ZM239 164V163H238ZM238 164H237V166H238ZM241 164H239V165H241ZM6 165H8V164H6ZM30 165V164H29ZM248 165V164H247ZM20 166V165H19ZM48 166H49V164H48ZM52 166H54V165H52ZM249 166V165H248ZM25 167V166H24ZM241 168H243V167H245V166H240ZM240 167H237L236 169H238V170H236V171H239L240 173H241V168ZM21 168V167H20ZM26 168V167H25ZM32 168V167H31ZM240 168V169H239ZM247 167H245L244 169H246ZM24 169V168H23ZM33 169V168H32ZM41 169V168H40ZM149 169H151V168H149ZM148 169V170H149ZM36 170V169H35ZM251 170V169H250ZM1 171V170H0ZM8 171V170H7ZM223 171V172H222ZM2 172V171H1ZM10 172V171H9ZM207 172V171H206ZM205 172V173H206ZM211 172H213V171H211ZM4 173V172H3ZM43 173V172H42ZM205 173H203V174H205ZM219 174V175H222V174ZM237 173V172H236ZM243 173V172H242ZM264 173V172H263ZM20 174V173H19ZM35 174V173H34ZM206 174H208V173H206ZM206 174L204 175V176H206ZM211 174V173H210ZM37 175V174H36ZM44 175V174H43ZM199 175V174H198ZM246 175V174H245ZM0 176H2V175H0ZM5 176V175H4ZM7 176V175H6ZM214 176V177H213ZM213 176H209V177H211V178H209L208 176H206V177H208L207 179L208 180H212V178H214L213 180V182H215L216 180H215V175H213ZM224 176V175H223ZM23 177V176H22ZM167 177V178H166ZM177 177V176H176ZM226 178V177H225ZM175 179V178H174ZM223 179V178H222ZM221 179V182L220 183H225V180L223 179L222 180ZM18 180V179H17ZM166 180H164V182H166ZM170 181H167V183H169ZM175 181V180H174ZM194 181V180H193ZM34 182H36V181H34ZM173 182V181H172ZM176 183V182H175ZM192 183V182H191ZM194 183V182H193ZM203 183V182H202ZM231 183V184H232ZM162 184V183H161ZM203 184H206V183H203ZM202 184V185H203ZM226 184L227 185H229V183L228 182H226ZM230 184V185H231ZM209 186L210 185H213V184H208ZM233 185V184H232ZM195 186V185H194ZM217 186V185H216ZM215 186V187H216ZM210 187H212V186H210ZM19 188H20V186H19ZM226 188V187H225ZM27 189V188H26ZM19 190V189H18ZM18 190H17V186H16V180H15V178L13 177V175L12 176H7V177H0V202H1V206H0V208L2 207L3 209H2V211L4 212L3 214V220H4V222H3V224H4V228L8 231V225H11L12 227H13V231H17V228H18V224H17V216H18V210L19 211H22V210H20V209H18L19 207L20 208H23V207H25L24 205L26 204L25 202H26V196L25 195H23L22 194V192H21V190H23V189H21L20 190V192H21V194H20V192H18ZM221 191V190H220ZM23 192H25L24 190H23ZM222 192V191H221ZM226 192V191H225ZM236 192V191H235ZM28 193V192H27ZM38 193V192H37ZM25 194H26V192H25ZM233 195H234V192L232 193ZM232 195H230V197H231ZM229 197V196H228ZM264 197V196H263ZM263 197H261V198H263ZM39 198H40V196H39ZM77 198V195H70L69 196V200H70V202H73V203H75L74 202V200ZM79 198V197H78ZM237 198V197H236ZM260 198V199H261ZM35 199V198H34ZM38 199V198H37ZM232 199H234L233 197H232ZM230 200H231V198H230ZM229 200V201H230ZM263 200H264V198H263ZM6 201L8 202V203H6ZM32 201V200H31ZM47 201V198L45 197V198H43V199H40L39 201L37 200V202H36V205H37V211H38V214H37V218H38V221H39V224L42 226L43 224H45V223H52V222H54V221H56V220H58V218H59V216H60V212L58 211V210H56V209H45V208H43V205H41L42 204V202H45V203H47L46 202ZM81 199H79V202L81 203ZM235 201V200H234ZM262 201V200H261ZM232 202V201H231ZM234 203V202H233ZM236 203H239L238 201H236ZM241 203H242V201H241ZM264 203V202H263ZM262 203V204H263ZM230 205V204H229ZM228 205V206H229ZM234 205V204H233ZM243 205V204H242ZM236 206V205H235ZM230 207V206H229ZM228 207V208H229ZM231 208V207H230ZM24 209V208H23ZM28 209V208H27ZM232 209V208H231ZM235 209H236V207H235ZM242 209H243V206H242ZM237 210V209H236ZM243 211V210H242ZM246 211V210H245ZM235 214H237V213H235ZM262 214H263V216H262ZM26 215V214H25ZM21 216V215H20ZM22 218V217H21ZM1 220V219H0ZM21 225V224H20ZM3 228V230H5ZM0 231H1V229H0ZM12 231V232H13ZM12 232H11V234H12ZM13 234H15V233H13ZM3 235V234H2ZM9 235V234H8ZM255 235V234H254ZM259 236V233H258V235H257V237ZM1 237V236H0ZM3 237H4V235H3ZM259 237H261V236H259ZM0 240H2L1 238H0ZM8 240V239H7ZM257 241V240H256ZM8 242V241H7ZM5 248H3V250H4ZM8 250V249H7ZM4 251H6V250H4ZM9 251V250H8ZM251 254V255H252ZM245 263V262H244ZM195 264V263H194Z\"/></svg>","mask_w":264,"mask_h":264}]
</instances>
